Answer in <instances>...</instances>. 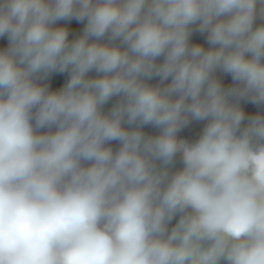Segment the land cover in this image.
I'll use <instances>...</instances> for the list:
<instances>
[{
    "label": "clouds",
    "instance_id": "obj_1",
    "mask_svg": "<svg viewBox=\"0 0 264 264\" xmlns=\"http://www.w3.org/2000/svg\"><path fill=\"white\" fill-rule=\"evenodd\" d=\"M4 38L0 264H264V0H0Z\"/></svg>",
    "mask_w": 264,
    "mask_h": 264
},
{
    "label": "rangeland",
    "instance_id": "obj_2",
    "mask_svg": "<svg viewBox=\"0 0 264 264\" xmlns=\"http://www.w3.org/2000/svg\"><path fill=\"white\" fill-rule=\"evenodd\" d=\"M61 23H65V22H61ZM69 27L71 29V33H70V39H71L80 33V31L83 28V24L73 20L69 22ZM192 39L194 42L204 43L205 47H207L204 37L201 36L200 34L194 33ZM6 43H7L6 38L0 39V47L6 46ZM95 75L96 74L94 72L90 74V76H95ZM217 75L220 77V79L222 80L225 86L231 84V77L229 75H224L223 73H219V72L217 73ZM242 107L245 108L246 114H255L257 112L264 113V105L255 106L252 104H247L242 102ZM204 123L205 122H195V121L192 122V124H190L188 128L184 129L180 133V136L185 139H188L189 141L195 140L198 137L200 131L202 130Z\"/></svg>",
    "mask_w": 264,
    "mask_h": 264
},
{
    "label": "trees",
    "instance_id": "obj_3",
    "mask_svg": "<svg viewBox=\"0 0 264 264\" xmlns=\"http://www.w3.org/2000/svg\"><path fill=\"white\" fill-rule=\"evenodd\" d=\"M91 74V73H90ZM89 74V75H90ZM50 80L52 81H55L57 82L60 86H62V84L66 81L67 79V74H53L50 78ZM158 80L157 79H154L151 81V83H157ZM118 99V97H114L111 101H109V103L107 105H105V111L109 110L112 106L113 103L116 102V100ZM144 131L148 134H156L157 133V129L151 127V126H146L144 128ZM182 165L180 164L179 162V157H177V160H176V164L174 165V169L175 168H179L181 167ZM178 219V217H177ZM176 221L173 220V224L175 223Z\"/></svg>",
    "mask_w": 264,
    "mask_h": 264
},
{
    "label": "water",
    "instance_id": "obj_4",
    "mask_svg": "<svg viewBox=\"0 0 264 264\" xmlns=\"http://www.w3.org/2000/svg\"><path fill=\"white\" fill-rule=\"evenodd\" d=\"M47 83H49L50 84V86H51V88L53 89V90H55V89H58L59 87H60V85L57 83V82H55V81H52V80H48V81H46ZM118 143L117 142H112V147L115 149V148H118Z\"/></svg>",
    "mask_w": 264,
    "mask_h": 264
}]
</instances>
